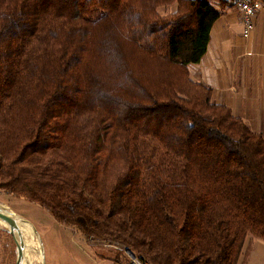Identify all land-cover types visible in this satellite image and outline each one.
Returning <instances> with one entry per match:
<instances>
[{"label":"trees","instance_id":"obj_1","mask_svg":"<svg viewBox=\"0 0 264 264\" xmlns=\"http://www.w3.org/2000/svg\"><path fill=\"white\" fill-rule=\"evenodd\" d=\"M218 16L0 0V188L144 264H238L264 240V139L189 78Z\"/></svg>","mask_w":264,"mask_h":264},{"label":"crops","instance_id":"obj_2","mask_svg":"<svg viewBox=\"0 0 264 264\" xmlns=\"http://www.w3.org/2000/svg\"><path fill=\"white\" fill-rule=\"evenodd\" d=\"M257 1L254 28L244 37L238 9L229 0H209L219 16L211 26L205 53L187 69L190 80L211 90L214 103L228 107L264 139V0ZM238 264H264V240L247 236Z\"/></svg>","mask_w":264,"mask_h":264},{"label":"rangeland","instance_id":"obj_3","mask_svg":"<svg viewBox=\"0 0 264 264\" xmlns=\"http://www.w3.org/2000/svg\"><path fill=\"white\" fill-rule=\"evenodd\" d=\"M159 13H162V10ZM0 208L27 221L40 242L42 258L38 254L39 245L36 244L37 238L33 234V246L28 250L25 264H130L131 262L125 250L117 254L113 248L99 241L88 240L75 227L57 222L38 204L2 188H0ZM16 256V245L9 228L2 221L0 222V264H15Z\"/></svg>","mask_w":264,"mask_h":264},{"label":"built area","instance_id":"obj_4","mask_svg":"<svg viewBox=\"0 0 264 264\" xmlns=\"http://www.w3.org/2000/svg\"><path fill=\"white\" fill-rule=\"evenodd\" d=\"M234 7L238 9L242 20V35L248 37L254 28V16L256 11L260 8L257 0H229ZM105 246L111 248H119V245L114 242H104ZM125 252L127 253L126 249ZM128 254V253H127ZM130 257V264H144L138 257Z\"/></svg>","mask_w":264,"mask_h":264},{"label":"bare ground","instance_id":"obj_5","mask_svg":"<svg viewBox=\"0 0 264 264\" xmlns=\"http://www.w3.org/2000/svg\"><path fill=\"white\" fill-rule=\"evenodd\" d=\"M3 210H5V209L3 208ZM5 211L10 213L7 210H5ZM10 215L16 220L17 228L15 229V235L17 238H19V239L21 238L23 241V246H22L23 247V259H22L21 264H25V260H26V258H28V250L30 249V247L33 246V240H34L33 234H34V232H33V229H31V227L27 221L23 220L21 217L16 216L13 213H10ZM0 222H2V220H0ZM5 224L7 225V228H9L8 224L7 223H5ZM36 238H37V236H36ZM37 243L39 245V248H37V251H38L40 258H42V250H41V246H40V242H39L38 238L36 239V244Z\"/></svg>","mask_w":264,"mask_h":264},{"label":"water","instance_id":"obj_6","mask_svg":"<svg viewBox=\"0 0 264 264\" xmlns=\"http://www.w3.org/2000/svg\"><path fill=\"white\" fill-rule=\"evenodd\" d=\"M0 220L7 223L9 226V232L12 235L17 250L15 264H21L23 259V241L21 238L19 239L15 235V229L17 228L16 220L10 215V213L6 212L2 208H0ZM126 251L129 256L134 257V254L129 249H126Z\"/></svg>","mask_w":264,"mask_h":264}]
</instances>
